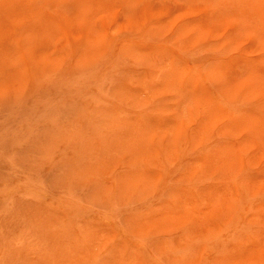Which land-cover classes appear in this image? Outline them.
Segmentation results:
<instances>
[{
	"label": "rangeland",
	"instance_id": "374dc122",
	"mask_svg": "<svg viewBox=\"0 0 264 264\" xmlns=\"http://www.w3.org/2000/svg\"><path fill=\"white\" fill-rule=\"evenodd\" d=\"M0 264H264V0H0Z\"/></svg>",
	"mask_w": 264,
	"mask_h": 264
}]
</instances>
